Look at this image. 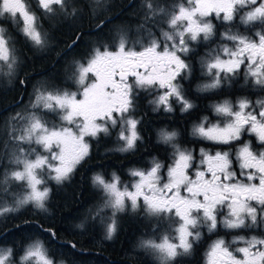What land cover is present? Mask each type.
Returning <instances> with one entry per match:
<instances>
[{
  "label": "snow or ice",
  "instance_id": "obj_1",
  "mask_svg": "<svg viewBox=\"0 0 264 264\" xmlns=\"http://www.w3.org/2000/svg\"><path fill=\"white\" fill-rule=\"evenodd\" d=\"M101 2L94 0L96 5ZM36 4L45 17L76 12L75 7L68 10L69 0H36ZM145 7V23L158 24L159 36L149 33L146 41L136 42L137 47L123 28L118 29L114 50L105 44L94 48L86 61L73 62L69 79L75 91L38 86L25 113L13 117L19 122L10 136L16 150L7 156L8 166L0 177L9 186L26 189V194L10 206L0 203V216L27 204L46 211L48 182L70 180L90 158L92 141L101 136L115 132L117 151L135 152L144 139L143 118L137 115L141 94L151 95L153 112L173 113L176 106L182 113L193 110L196 104L182 81L195 71L190 54L217 37L214 21L225 30L199 60L206 79L196 91L219 92L241 75L246 86L264 91V0H179L171 9H157L145 0ZM5 16L34 49L50 46L28 0H0V17ZM236 21L246 33L233 30ZM103 27L104 22L97 25ZM18 67L16 43L0 27V68L12 77ZM211 108L215 121L204 116L190 131L212 146L201 147L199 159L180 144L177 130L161 127L157 143L171 149L170 163L153 158L150 167L129 171L130 183L115 173L111 178L93 175V186L103 193L94 217L105 224V239L117 233L119 215L130 212L150 223L151 235L138 247L157 264H178L192 255L205 231L217 236L206 250L204 264H264V237L226 238L232 230L264 227V99L241 97L234 103L225 98ZM245 134L254 136L261 149L244 140ZM221 229L225 236L218 234ZM0 264H53V260L45 245L35 240L18 259L13 248H0Z\"/></svg>",
  "mask_w": 264,
  "mask_h": 264
},
{
  "label": "flooded vegetation",
  "instance_id": "obj_2",
  "mask_svg": "<svg viewBox=\"0 0 264 264\" xmlns=\"http://www.w3.org/2000/svg\"><path fill=\"white\" fill-rule=\"evenodd\" d=\"M28 2L40 16V23L49 36L50 46L44 51L34 49L19 33L10 18L0 17V27L4 28L15 41L19 56L16 80L12 83L7 79L6 85L9 86L6 89H4V73L7 69L0 68V148L3 152L4 116L8 119L9 116L14 117L16 113H22L23 108L30 103L36 87L47 84L69 90L76 88L69 79L73 62L86 61L94 48L105 44L112 45L114 50L119 35L118 29L123 28L126 38L133 44L140 40L146 41L149 33L159 36L158 24L153 26L151 22L145 23L147 14L145 0H102L100 5H96L94 0H69L68 10L71 11L72 7H75V15L59 14L54 17L42 16L36 0H28ZM151 2L157 9H171L179 0H151ZM159 16L158 12L157 19ZM100 22H104L102 29L97 28ZM214 23L217 24L218 34L225 30L219 21H214ZM236 29L241 33L247 32L246 27L239 21L235 22L233 30ZM218 34L211 44H201L190 54L195 71L191 79L182 81V83L196 107L188 113L180 112L179 106H176V111L173 113L153 112L152 106L148 103V100L152 98L151 95L141 94L137 115L143 118L140 130L144 139L135 152L123 153L117 151L119 142L113 132L111 135L113 136L112 149L117 154L118 166L125 167L127 171L148 168L153 158L165 164L170 163L171 149L164 144L157 143V130L161 127L177 130L180 144L192 150L199 159V149L212 146L192 137L190 131L193 125L204 116L215 121L216 117L211 108L213 103L225 98L231 99L234 103L241 97H247L252 101L264 99V91L246 86L242 75L230 87L225 85L219 92L199 93L196 91L197 85L206 79L201 75L199 60L209 47H215L219 40ZM136 46L139 47V44ZM21 80L24 81L23 84L20 83ZM4 98L6 99L5 107ZM243 139L251 140L255 150L261 149L254 136L245 134ZM0 168L1 171L4 170V166ZM129 177L131 178L128 174L127 178ZM49 185L54 186L57 183L50 182ZM5 186L10 190L12 185L3 183L0 177V187ZM100 204V199L98 201L95 199L92 206V208L95 207L94 210H82L75 215L71 211V213L60 215V219H57L58 215H49L45 217L48 224L38 219L29 220L26 225L16 221L10 224L4 223L2 220L4 216H0V248H13L18 259L30 243L40 240L45 245L53 264H157L148 252L138 247L142 239L151 235L150 223L141 215L130 212L120 214L117 233L113 239H105V224L101 217H94L95 210ZM108 214L110 215V212ZM65 221L67 224L61 226ZM80 225L83 227H79ZM49 230L55 233V237L50 235ZM11 232L15 233V236L22 234L20 237L22 240H10L11 238L7 235ZM61 232L66 234L68 239H63ZM78 232H80L79 236L90 234L91 238L90 236L85 237L83 243L75 242L73 236H78ZM218 234L225 236L226 232L221 229ZM233 235L249 238L264 237V227L232 230L226 238L231 239ZM216 236L217 234H209L205 231L204 237L195 246L192 255L179 259L178 264H204L206 250ZM46 237L49 239L48 242L44 241ZM93 239L97 241L94 242ZM104 250H110L111 256L103 252Z\"/></svg>",
  "mask_w": 264,
  "mask_h": 264
},
{
  "label": "trees",
  "instance_id": "obj_3",
  "mask_svg": "<svg viewBox=\"0 0 264 264\" xmlns=\"http://www.w3.org/2000/svg\"><path fill=\"white\" fill-rule=\"evenodd\" d=\"M5 102L6 99L4 98V103ZM5 105L6 103L4 104V107ZM14 128H19V122L13 120L12 116H9L8 119L4 116V137L6 136L9 140H11L10 135L13 133ZM112 141L113 136H103L98 141H92L91 156L88 161L81 166H78L70 180L62 184L51 186L47 206L50 207L54 204L58 205L57 208L59 210L57 219H60V215L67 214L69 212L71 213V211L72 214L75 215V213L82 210H94L95 207L92 208V206L94 205L95 199L97 201L100 199L102 203L103 193L96 189L92 184V177L94 174L101 173L106 178H110L112 176V172L117 173L121 178H125L127 176V170L125 167L118 166L117 154L114 153L112 149ZM0 172L2 171L0 170ZM5 187H0V199L5 196ZM6 188L9 189L8 187ZM60 189H66L67 192H65V194L62 193L63 195L61 194L60 196L58 194ZM15 214L16 217L12 220V222H10V224H14V221H16L19 224L22 223L23 225H26L28 221H31L32 219H38L42 223L48 224L45 218L48 217L46 211L37 209L32 205H26L23 210H20ZM88 220L90 222V217ZM64 225L65 222L61 224V226ZM15 235V233L11 232L7 236L13 241L22 240V238H20L22 234L20 236ZM79 235L80 232H78V236H73L75 242L79 241L83 243L85 241V237L90 236V234L88 236H84L82 234V236ZM23 236L26 235L23 234ZM61 237L63 239H68V236H66L63 232H61ZM70 239H72V237ZM44 241L48 242L49 239L46 237ZM93 241L96 242L97 239H93ZM103 252H105L108 256H111L112 253L110 250H104Z\"/></svg>",
  "mask_w": 264,
  "mask_h": 264
},
{
  "label": "rangeland",
  "instance_id": "obj_4",
  "mask_svg": "<svg viewBox=\"0 0 264 264\" xmlns=\"http://www.w3.org/2000/svg\"><path fill=\"white\" fill-rule=\"evenodd\" d=\"M16 77H17V73L14 75V76H12V77H8L7 75H5L4 74V89H6L7 88V86H9V85H6L7 84V79H9V81H11L12 83H14L15 82V80H16ZM75 89L76 88H74V89H71L72 91H75ZM28 106H29V104H28ZM28 106H26L25 108H23L24 110H23V112H22V114H24L25 113V109H27L28 108ZM10 134H11V132H10ZM8 136V135H7ZM11 136V135H10ZM114 147V146H113ZM16 150V146L12 143V141L11 140H9V138L8 137H4V152L2 151V149L0 148V166H4V168L5 167H7L8 166V164H7V156L10 154V153H12V152H14ZM4 153V154H3ZM131 169H129L128 171H127V175L129 174V171H130ZM114 172H112V174H113ZM117 176H119L117 173H115ZM120 177V176H119ZM111 178V177H110ZM132 177L130 178H127V176L125 177V178H123V179H121V177H120V180L123 182V183H130L131 181H132ZM50 182H55V181H49L48 182V187L49 188H51V186L49 185V183ZM65 192H67V190L66 189H60L59 191H58V194L61 196V194L63 193V194H65ZM26 194V189H23V188H20L19 186H16V185H12L11 187H10V190H8L7 192H5L4 191V197L3 198H1L0 199V203H2L3 204V206H10L12 203H13V201L15 200V199H20V198H22L24 195ZM62 194V195H63ZM27 205H29V204H27ZM32 205V204H31ZM26 205H23V206H21L20 208H19V210L18 211H20V210H23L24 209V207H25ZM58 205H53V206H50V207H48L47 206V202H46V213H47V215L49 216V215H52V214H54L55 216L56 215H58ZM18 211H16V212H14V213H9V214H6V215H4V217L2 218V220H4V223H10V222H12V220H14V218L16 217V214L15 213H17ZM65 224H66V221H65Z\"/></svg>",
  "mask_w": 264,
  "mask_h": 264
}]
</instances>
